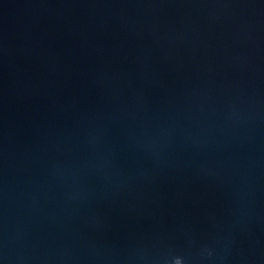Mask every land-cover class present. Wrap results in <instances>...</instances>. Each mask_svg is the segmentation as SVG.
Here are the masks:
<instances>
[{
	"label": "water",
	"instance_id": "95a60500",
	"mask_svg": "<svg viewBox=\"0 0 264 264\" xmlns=\"http://www.w3.org/2000/svg\"><path fill=\"white\" fill-rule=\"evenodd\" d=\"M0 264H264V0H0Z\"/></svg>",
	"mask_w": 264,
	"mask_h": 264
}]
</instances>
